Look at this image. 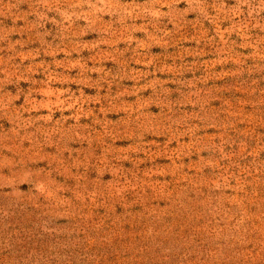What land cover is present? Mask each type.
<instances>
[{
  "label": "rangeland",
  "instance_id": "1",
  "mask_svg": "<svg viewBox=\"0 0 264 264\" xmlns=\"http://www.w3.org/2000/svg\"><path fill=\"white\" fill-rule=\"evenodd\" d=\"M0 264H264V0H0Z\"/></svg>",
  "mask_w": 264,
  "mask_h": 264
}]
</instances>
